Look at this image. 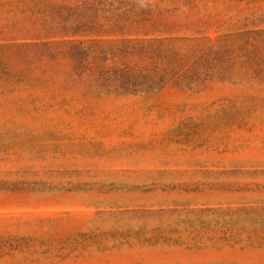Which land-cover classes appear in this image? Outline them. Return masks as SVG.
Here are the masks:
<instances>
[{"label":"rangeland","instance_id":"1","mask_svg":"<svg viewBox=\"0 0 264 264\" xmlns=\"http://www.w3.org/2000/svg\"><path fill=\"white\" fill-rule=\"evenodd\" d=\"M0 264H264V0H0Z\"/></svg>","mask_w":264,"mask_h":264}]
</instances>
